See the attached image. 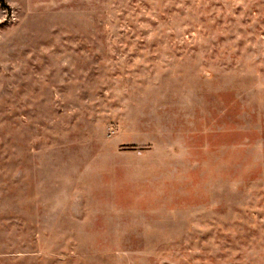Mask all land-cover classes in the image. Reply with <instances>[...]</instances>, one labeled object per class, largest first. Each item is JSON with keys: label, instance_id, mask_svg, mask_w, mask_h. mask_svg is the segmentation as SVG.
I'll list each match as a JSON object with an SVG mask.
<instances>
[{"label": "rangeland", "instance_id": "374dc122", "mask_svg": "<svg viewBox=\"0 0 264 264\" xmlns=\"http://www.w3.org/2000/svg\"><path fill=\"white\" fill-rule=\"evenodd\" d=\"M0 264H264V0H0Z\"/></svg>", "mask_w": 264, "mask_h": 264}]
</instances>
